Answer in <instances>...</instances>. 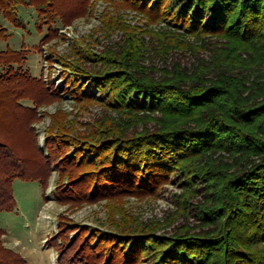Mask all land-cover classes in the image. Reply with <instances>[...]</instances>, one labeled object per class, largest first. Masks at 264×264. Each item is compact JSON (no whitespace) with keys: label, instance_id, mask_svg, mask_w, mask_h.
Segmentation results:
<instances>
[{"label":"trees","instance_id":"trees-1","mask_svg":"<svg viewBox=\"0 0 264 264\" xmlns=\"http://www.w3.org/2000/svg\"><path fill=\"white\" fill-rule=\"evenodd\" d=\"M88 1L0 0V40L9 36L1 20L21 27L20 7L35 10L37 29L46 27L45 42L54 34L53 25L84 14ZM117 1L190 38H219L206 44L210 60H194L189 71L174 64L157 76L145 74L138 64L143 44L126 29V46L100 54L97 71L63 61L64 77L72 82L78 102L86 106L97 100L82 91L84 82L78 85L87 76L124 121L121 125L110 118L74 134L52 123L44 139L46 155L34 133L36 108L55 100L57 93L41 76L22 70L25 47L0 50V211L15 207L16 178L38 181L45 193L53 165L58 174L53 196L59 205L150 197L175 175L183 193L178 205L188 203L192 192L203 197L196 205L199 232L80 229L69 240L75 229L59 221L60 244L47 240L56 247V264H142L143 259L148 264H264V85L257 84L255 97L248 94L254 71L264 79V0ZM172 34L159 42L164 51L192 54L204 47ZM244 51L256 58L248 62L241 57ZM154 114L158 118L153 121ZM218 155L234 165L215 160ZM120 203L110 207L111 213L122 210ZM0 264L27 262L0 239Z\"/></svg>","mask_w":264,"mask_h":264},{"label":"rangeland","instance_id":"rangeland-1","mask_svg":"<svg viewBox=\"0 0 264 264\" xmlns=\"http://www.w3.org/2000/svg\"><path fill=\"white\" fill-rule=\"evenodd\" d=\"M85 8L84 14L75 17L68 24L53 25L54 34L45 42L41 39L46 34V27L42 26L40 31L37 29L39 22L32 7H20L21 27L1 20L5 34L9 36L7 40H0V50L6 46L15 49L25 47L27 57L21 65L22 70L33 77L41 76L44 83L50 85L57 93L55 100L36 108L38 120L33 125L34 133L46 155L44 139L52 123L56 127L63 124L64 129L74 134L87 131L95 123H106L110 118H117L115 120L120 124L124 121L116 117L106 105L94 86L88 82L87 76H82L78 85L81 86L84 82L82 91L91 93L97 100L88 102L86 106L78 102L73 94L76 90L70 85L72 82L64 77L63 61L69 64L75 62L84 69L97 71L101 63L97 57L104 51L112 49L118 52L124 48L127 43L125 31L130 29L143 44L140 48L141 55L138 56V64L143 73L157 76L162 69L172 68L174 64H179L189 71L192 70L194 60L209 61L210 50L206 44L212 45V41L219 40L211 36L190 38L163 20L149 21L146 15L131 5L117 0H89ZM167 33H175L172 35H180L183 41L197 43L198 48L202 44L204 47L201 46L192 54L190 51L178 49L164 51L159 42H163L165 37L169 38ZM241 55L248 62L256 58L253 57L255 53L251 51H244ZM261 69L264 70V65ZM254 72L251 76L256 80L253 86L249 84L248 92L252 97H255L254 93L259 88L257 86L264 85V79L258 76L257 71ZM157 115L154 114L153 121L158 118ZM142 124L140 122V125ZM56 130L53 129L54 132ZM224 156L218 155L215 160L234 165L231 158ZM54 167L55 165L51 167L52 174L45 193L38 181L14 179L12 187L15 207L9 212L0 211V228L4 231L0 236L2 244L19 252L27 264H56V247L51 248V243L47 240L60 244L57 235L60 232L59 221L66 223L69 229H75L70 232L69 240H72L80 229L119 234L120 230L117 228L125 227L155 232L158 235H173L185 230L199 232L202 229V223L196 216L200 215L196 205L202 202L203 197L192 192V195L187 197L188 203L178 205V202L183 203L180 201V195L183 193L175 175L150 197L126 196L113 201L98 199L73 205H59L53 196L58 175ZM119 202L122 210L111 213L110 207ZM148 263L147 259H143L142 264Z\"/></svg>","mask_w":264,"mask_h":264},{"label":"built area","instance_id":"built-area-1","mask_svg":"<svg viewBox=\"0 0 264 264\" xmlns=\"http://www.w3.org/2000/svg\"><path fill=\"white\" fill-rule=\"evenodd\" d=\"M53 264H55V262H53Z\"/></svg>","mask_w":264,"mask_h":264}]
</instances>
